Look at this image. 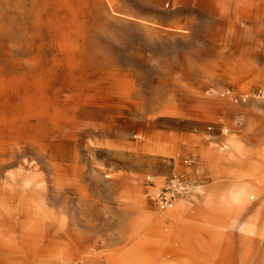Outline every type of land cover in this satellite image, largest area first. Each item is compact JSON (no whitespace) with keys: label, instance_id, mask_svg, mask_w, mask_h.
I'll use <instances>...</instances> for the list:
<instances>
[{"label":"rangeland","instance_id":"1","mask_svg":"<svg viewBox=\"0 0 264 264\" xmlns=\"http://www.w3.org/2000/svg\"><path fill=\"white\" fill-rule=\"evenodd\" d=\"M116 1L138 20L116 15L100 1L96 6L90 3L84 9V34L94 45L93 62L118 65L129 72L122 84L130 99L115 103L122 117L119 128L110 137L91 138L90 144L100 145L103 152L95 157L83 152L86 197L77 191L57 197L51 189L44 201L45 216L37 221L4 204L0 180V264H83L84 258L90 259L84 264H183L180 258L201 261L195 251L197 241L210 243L213 238L199 228L203 223L198 218L202 211L198 201L204 190L223 192L244 179L264 177V0L258 17L248 21L245 37L232 36L234 44L229 47L216 41V36L228 33L227 25L205 4L158 9L151 0ZM152 18L159 20L164 30L176 25L184 32L151 39L142 19ZM2 26L8 30L0 34V69L10 73V61L25 54L22 46L26 39L20 16L0 0ZM26 27L32 31L31 26ZM46 34L37 45L50 42ZM235 49L246 58L243 68L249 72L244 73L245 78L228 70ZM50 53L47 45L42 55ZM183 64L196 70L185 74ZM206 67L217 70L208 73ZM205 89L214 94L210 99L223 102L226 108H209L189 97ZM128 121L131 124L125 133L122 127ZM126 138L138 144L131 155L125 147ZM202 144L213 145L218 152L214 171L204 161ZM110 149L113 154L107 151ZM38 162L44 169L36 174L28 171L36 184L49 173L46 162ZM178 174L185 175L187 192L163 210L159 196ZM234 174L238 177L232 178ZM138 191L144 195L142 202L135 197ZM115 194L117 201L111 199ZM158 215H164L167 237L150 228ZM174 223L192 226L193 246L184 248L175 240ZM72 242L84 247L74 248Z\"/></svg>","mask_w":264,"mask_h":264},{"label":"bare ground","instance_id":"2","mask_svg":"<svg viewBox=\"0 0 264 264\" xmlns=\"http://www.w3.org/2000/svg\"><path fill=\"white\" fill-rule=\"evenodd\" d=\"M98 1L107 4L116 15L138 20L133 12L116 0H3L9 11L20 16L26 42L22 46L23 58L12 59L9 63L13 71L8 73L4 67L0 69V180H3L4 204L13 205L10 210L33 222L45 216L44 201L49 199L51 189L57 197L65 198L73 191L86 197L85 167L82 166L87 161L83 152L91 157L103 152L100 145L90 144L91 138H107L115 134L119 120H122L115 103L130 99L122 84L129 72L118 68V65L103 66L93 62L91 52L94 45L84 34V9L90 3L96 6ZM261 1L151 0V3L158 9L167 5L170 9H186L203 4L206 8H214L228 28V33L216 36V41L229 47L234 44L232 36L240 40L245 37L247 23L258 17ZM158 21L156 18L142 19L147 37L159 39L184 32L176 25L164 30ZM26 26H31L32 31ZM7 30L5 26L0 27V34ZM44 32L50 38L47 44L49 55H42L47 46L45 42L36 44ZM234 51L228 70L245 78L244 73L249 72L243 68L246 58L242 52ZM181 66L185 74L196 70L193 65ZM216 70L217 67L205 69L208 73ZM189 97L209 108H226L223 102L210 99L214 94L207 89ZM130 124L129 121L124 123L122 129L125 133H128ZM125 141L129 155L133 154L138 144L127 138ZM199 148L204 161L214 171L219 159L216 148L210 144H202ZM107 151L114 153V149ZM29 152L34 154L33 158ZM39 159L46 162L49 173L36 184L28 171L36 174L44 169L40 162L36 163ZM13 167H18L19 171H8ZM231 176L238 177L235 174ZM112 188L116 193V187ZM135 194L136 199L142 202L143 193L138 191ZM111 199L117 201L116 194ZM198 206L202 210L198 218L203 223L199 228L209 231L213 238L210 243L202 239L197 241L195 251L201 261L180 258L179 262L264 264V177L244 179L223 192L204 190ZM251 207L255 209L251 210ZM174 224L178 235L175 240L184 248L193 246L196 240L192 241V226ZM150 228L155 234L167 237L164 215H158ZM45 241L42 238L43 244ZM80 242H72V247H84ZM83 260L90 261L89 258Z\"/></svg>","mask_w":264,"mask_h":264},{"label":"built area","instance_id":"3","mask_svg":"<svg viewBox=\"0 0 264 264\" xmlns=\"http://www.w3.org/2000/svg\"><path fill=\"white\" fill-rule=\"evenodd\" d=\"M187 183L188 182L184 174H178L171 178L159 196L161 209H170L173 206L175 200L180 195L187 192Z\"/></svg>","mask_w":264,"mask_h":264}]
</instances>
